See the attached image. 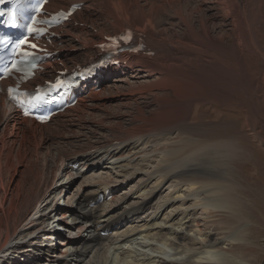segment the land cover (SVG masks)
<instances>
[{"label":"bare ground","instance_id":"bare-ground-1","mask_svg":"<svg viewBox=\"0 0 264 264\" xmlns=\"http://www.w3.org/2000/svg\"><path fill=\"white\" fill-rule=\"evenodd\" d=\"M73 1L92 10L61 28L56 61L94 60L93 45L130 27L148 31L154 55L133 56L110 69L50 124L21 118L0 93L1 264H245L220 249L242 241L243 233L218 236L217 223L200 224L196 214L239 213L231 192L240 177L259 189L264 209V185L256 171L246 172L251 151L231 156L246 143V127L264 143V0H50L47 9ZM108 79L113 95L123 96L117 106L136 107H130L136 115L130 127L118 123L110 137L93 143L76 132L66 135L62 129L73 115L111 88L96 89ZM147 94L140 104L137 98ZM203 103L236 107L238 123L194 119L193 105ZM75 164L81 169L75 171ZM98 169L106 171L86 186L89 191L79 184L69 206L59 204L76 177ZM134 173L146 177L131 195V208L118 211L113 186Z\"/></svg>","mask_w":264,"mask_h":264},{"label":"rangeland","instance_id":"rangeland-1","mask_svg":"<svg viewBox=\"0 0 264 264\" xmlns=\"http://www.w3.org/2000/svg\"><path fill=\"white\" fill-rule=\"evenodd\" d=\"M133 81L135 82L140 81V83L143 82L142 79L133 80ZM130 82L132 83V81ZM111 85H113V82L111 80L105 81L103 86H107L111 88L104 90V93L100 94L98 99L95 100L94 104H91V101L88 100L87 108L84 109L85 111L86 110L87 111L82 112L83 113V114L81 113L82 115H80L79 117L73 116L72 117L73 119L71 118V122L67 124V126L64 129H62L66 133V135L72 136V134L76 132L77 138L80 139L81 141H85L87 143L88 142L93 143L94 140H103L104 137L105 138L110 137L111 136L110 128L114 126H118L120 124L122 127H125L126 129L130 127L128 120L130 118L132 120L135 119L136 115L133 112L135 111L136 107L134 103H132V105H129V106H124V105L117 106L118 104H120V101H121L120 99H123L122 98L123 96H118V95L116 96L115 94L113 95L112 92L114 90ZM120 85L125 86L124 83ZM111 89H112V92L110 91ZM107 94L109 96H107ZM110 94H112L114 97ZM101 96L102 98H100ZM143 97L146 99H150V96L148 94L141 95L137 98V100L140 101V104L143 101L141 99ZM218 108H219V105H216V104H210V105H206L204 103L199 104V105L194 104L192 107L191 113L193 115V118L196 120L206 119L208 121V120H214L215 118H218L219 120H222V119L231 120L232 119L234 122L236 121L235 123H238L237 117H238L239 112L236 107H233L230 111H227L225 107H223V109H220V110ZM211 110H213V112H210ZM132 114H134L135 116ZM120 119H122V121ZM247 129L248 127L244 129L246 131L245 132V142L246 143L242 145V147H239V149H236L231 154V156L235 155V158H240V155L242 152L251 151L252 157L254 159L251 163V166L246 170V172L247 173L250 172L253 174L256 171L258 181L262 185H264V175H261L259 173V172L264 173V143L260 142L258 139L253 138L251 135H249ZM100 130H102L103 132ZM92 133L96 136H92ZM246 160L247 158H245L244 161ZM244 161H240V162L242 163ZM151 164L154 166L155 162H151ZM78 168L81 169V167H76L75 171ZM149 168L151 169V167ZM233 169L234 167L232 168V170ZM105 170L106 169H98L96 171H92V173H89V175H85L83 177H78V178L76 177L72 186L71 187L68 186L67 188L68 195H65L64 197L63 196L64 193H63L59 197V204L63 205L66 203L65 205L69 206L68 199H70L72 194H74L76 187L79 184H83V186L81 187L84 189V191L82 192L89 191L90 188L87 189L86 186L89 185V183L96 180L98 176H100L98 172L103 173ZM104 177L106 176L104 175L101 179H103ZM145 177H146L145 175L138 174L134 176V178H130V179L128 178L129 180L126 179L127 180L126 184H123L120 187H117V189L115 190L116 198L113 199L114 203H112L113 206H115V209L116 207H118L117 208L118 211H123L124 208L129 207L127 206V204L134 202L133 201L134 199H131L130 197L132 194L135 193V188L139 186L141 181L143 182V179H145ZM253 180L254 178L251 179V181ZM66 181L67 180H65L63 183H65ZM247 182H248L247 180L240 177L239 181L235 183L234 186L232 187V190H233L231 192L232 198L236 201V203L238 204L240 203L241 205V209L239 213H236V212L232 213L231 211H226L228 209L226 210L225 209H211L207 214L204 213V215L202 214L201 210H198L199 213H197L196 216H198L197 218L201 220L200 224H204L207 222H213L214 224L217 223L216 233L218 236H227L229 233H232L235 231H237V235H239V233L241 234L243 233L241 236L242 241L239 240V241L229 244L228 246L225 245L226 247L221 245L220 249L226 252L228 251L232 255L236 256V258L238 259L241 258L240 260H243L242 262H245V264H264V209L260 206L258 202L261 199L260 195L258 194L259 189L256 190L257 187L251 184L249 185ZM117 185L118 183L115 186ZM118 197L119 198L126 197V199L120 200V203L119 202L117 203L116 201H119ZM74 198L72 200H74ZM64 200L65 202H63ZM249 200L251 202L250 205H248ZM113 213H116V211H114ZM249 213H252V215H250ZM231 227L232 229H230ZM207 229L209 230V227ZM207 229L205 228L203 230L207 231ZM62 233L69 237H73V238L77 236L75 235V232L71 233V232H67L66 230L63 231Z\"/></svg>","mask_w":264,"mask_h":264},{"label":"snow or ice","instance_id":"snow-or-ice-1","mask_svg":"<svg viewBox=\"0 0 264 264\" xmlns=\"http://www.w3.org/2000/svg\"><path fill=\"white\" fill-rule=\"evenodd\" d=\"M0 2H3V0H0ZM25 3H26V0H15V5H14V6H15L17 9H23V7L25 6ZM42 8H43V2H42V0H39V2L37 3V5L34 7L33 10L36 11V12H39V11L42 10ZM13 18H15V13H13ZM35 22H36L35 19H33V23H35ZM27 30H28L30 33H35V32L38 31V29L32 27L31 25H29V26L27 27ZM19 45H29L31 48H36V47H37L36 44H34V43H30L29 40H28L27 38H24V39L19 40V41L17 42V46H19ZM24 54H25V55H29V53H27V52H25ZM16 67H17L16 64H12L11 67L5 69V73H10V72L13 71L14 69H16ZM59 83H60V82H57L58 85H59ZM12 92H13L12 89H9V90H8L9 95H11ZM13 99H17V98H16V97H13ZM43 101H44V97H43L42 95H37V96L34 98V101H29V102H30V103H31V102H34V103H37V104H38V103H41V102H43ZM24 102H25V101H23V100L17 99V103H19V104H23Z\"/></svg>","mask_w":264,"mask_h":264}]
</instances>
